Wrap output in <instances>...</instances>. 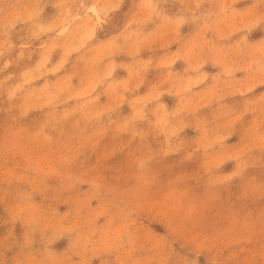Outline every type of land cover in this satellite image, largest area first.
<instances>
[{
    "label": "rangeland",
    "instance_id": "rangeland-1",
    "mask_svg": "<svg viewBox=\"0 0 264 264\" xmlns=\"http://www.w3.org/2000/svg\"><path fill=\"white\" fill-rule=\"evenodd\" d=\"M0 0V264H264V0Z\"/></svg>",
    "mask_w": 264,
    "mask_h": 264
},
{
    "label": "bare ground",
    "instance_id": "bare-ground-1",
    "mask_svg": "<svg viewBox=\"0 0 264 264\" xmlns=\"http://www.w3.org/2000/svg\"><path fill=\"white\" fill-rule=\"evenodd\" d=\"M216 7L215 0H210V9L213 10Z\"/></svg>",
    "mask_w": 264,
    "mask_h": 264
}]
</instances>
